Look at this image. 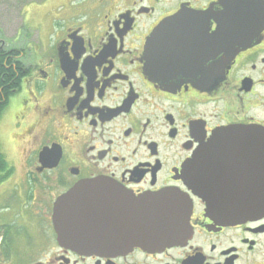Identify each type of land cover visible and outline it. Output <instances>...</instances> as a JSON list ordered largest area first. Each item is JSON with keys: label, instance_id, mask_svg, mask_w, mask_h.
<instances>
[{"label": "flooded vegetation", "instance_id": "af4514ba", "mask_svg": "<svg viewBox=\"0 0 264 264\" xmlns=\"http://www.w3.org/2000/svg\"><path fill=\"white\" fill-rule=\"evenodd\" d=\"M59 1L60 38L10 124L24 171L7 182L0 264H264V0ZM181 11L191 16L175 25ZM164 21L157 62L145 45ZM199 153L213 212L186 173ZM98 177L135 195L179 193L187 233L155 251L61 245L56 200Z\"/></svg>", "mask_w": 264, "mask_h": 264}, {"label": "water", "instance_id": "95a60500", "mask_svg": "<svg viewBox=\"0 0 264 264\" xmlns=\"http://www.w3.org/2000/svg\"><path fill=\"white\" fill-rule=\"evenodd\" d=\"M159 25L148 38L145 52L161 58L163 33ZM160 61V60H159ZM159 64V63H158ZM260 139L263 135L260 131ZM200 153L186 166L192 191L213 212L205 185L206 176L196 173V164L206 162ZM189 203L179 193L163 190L135 195L105 177L78 182L60 196L53 213L61 245L78 253H126L135 247L155 251L177 243L189 226ZM260 209L248 210L247 215ZM221 217H226L225 212ZM182 233V231H184Z\"/></svg>", "mask_w": 264, "mask_h": 264}, {"label": "rangeland", "instance_id": "374dc122", "mask_svg": "<svg viewBox=\"0 0 264 264\" xmlns=\"http://www.w3.org/2000/svg\"><path fill=\"white\" fill-rule=\"evenodd\" d=\"M19 3L20 11L17 14H20V17L10 18L11 14H8L3 7L0 11L4 14H0V18L6 20V37H4L7 38L8 44L25 49V62L32 67L40 59L42 51L49 49L60 38L64 26L63 11L60 8L62 3L59 0H20ZM13 7L14 4L9 2V8ZM18 27L20 32L16 33ZM0 38H2L1 34ZM32 89L35 90L33 75L30 73L24 79L21 91L10 97L0 118V151L6 156L8 167L12 169L11 177L0 185V194L7 197L6 200H0V217L2 218L12 215L9 206L12 185L7 182L16 180L24 171L23 159L20 157L23 145L19 143L15 135L17 131H21L13 130V125L10 124L16 112L21 110L23 101L29 97Z\"/></svg>", "mask_w": 264, "mask_h": 264}, {"label": "trees", "instance_id": "16d2710c", "mask_svg": "<svg viewBox=\"0 0 264 264\" xmlns=\"http://www.w3.org/2000/svg\"><path fill=\"white\" fill-rule=\"evenodd\" d=\"M28 71L22 60V51L8 49L0 42V113L6 107L10 96L21 86ZM5 155L0 151V178L11 175Z\"/></svg>", "mask_w": 264, "mask_h": 264}]
</instances>
